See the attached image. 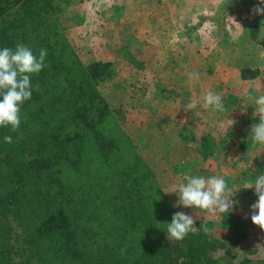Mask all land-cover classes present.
Listing matches in <instances>:
<instances>
[{
  "label": "trees",
  "instance_id": "16d2710c",
  "mask_svg": "<svg viewBox=\"0 0 264 264\" xmlns=\"http://www.w3.org/2000/svg\"><path fill=\"white\" fill-rule=\"evenodd\" d=\"M247 1L229 0L211 19L220 24L225 9ZM73 3L0 0V49L23 43L37 57L47 50L43 70L31 76L19 130L0 127V264H264L256 247L239 257V243L250 238L240 216L221 222L232 229L227 237L208 219L195 220L197 230L184 240H169L167 223L178 211L99 89L114 62L84 63L70 43L62 15ZM262 23L256 17L245 37L256 40ZM260 73L259 66L241 69L243 79ZM250 134L240 145L252 144ZM218 142L204 134L199 155L210 159ZM252 167L243 179L264 174V162Z\"/></svg>",
  "mask_w": 264,
  "mask_h": 264
},
{
  "label": "rangeland",
  "instance_id": "374dc122",
  "mask_svg": "<svg viewBox=\"0 0 264 264\" xmlns=\"http://www.w3.org/2000/svg\"><path fill=\"white\" fill-rule=\"evenodd\" d=\"M228 1L74 0L62 21L84 63L114 62V74L102 80L99 89L138 152L161 177L172 206L194 220L216 221L212 230L222 237L232 230L221 223L223 219L240 216L247 221L244 227L250 238L239 243V257L247 246L258 248L253 253L258 257L264 256V230L251 220V205L258 196L254 186L243 189V178L249 165L264 162V146L244 147L240 141L259 123L249 97L264 94V22L253 41L245 37V27L258 16L264 21V15H254L258 0H248L225 9L218 24L211 17ZM188 24L197 30L188 33ZM246 65L259 66L260 75L243 79L241 69ZM189 73H198L199 79L190 80ZM149 88L152 99L145 102ZM208 91L222 96L223 113L202 107V96ZM192 99L199 101L197 107L185 112L184 105ZM230 120L235 121L232 126ZM206 133L219 139L216 152L207 160L196 147ZM185 172L235 178L228 185L237 191L233 208L212 216L177 207L179 196L174 191Z\"/></svg>",
  "mask_w": 264,
  "mask_h": 264
},
{
  "label": "clouds",
  "instance_id": "9594fccd",
  "mask_svg": "<svg viewBox=\"0 0 264 264\" xmlns=\"http://www.w3.org/2000/svg\"><path fill=\"white\" fill-rule=\"evenodd\" d=\"M252 13L264 15V0H258L253 7ZM264 22V21H262ZM46 49L39 50L37 57L29 46L18 43L15 49L4 47L0 49V127H9L12 132H17L21 126V105L32 97L31 76L39 74L45 66ZM189 79H199L198 73H189ZM254 100V116L259 117V123L251 128L250 138L253 146H264V94L258 97L250 96ZM152 99V91L149 88L145 96V102ZM202 107L213 112L223 113L226 109L222 96L208 91L202 96ZM197 99L190 100L184 105L185 112L192 111L197 107ZM232 126L235 121L230 120ZM6 143L11 144L12 137H4ZM183 182L178 185L174 193L179 196L178 206L195 208L199 212L215 216L217 213H228L234 206L232 199L233 190L228 186L222 175H214L208 178L182 174ZM255 187L258 201L251 205V220L253 224L264 230V174L256 176L252 180H245L243 189ZM193 216L184 212H176L172 216L171 223H167V235L170 241H182L189 233L197 228L194 226Z\"/></svg>",
  "mask_w": 264,
  "mask_h": 264
}]
</instances>
